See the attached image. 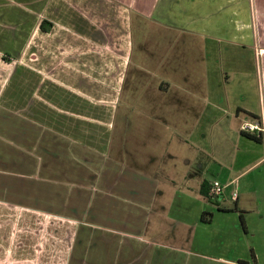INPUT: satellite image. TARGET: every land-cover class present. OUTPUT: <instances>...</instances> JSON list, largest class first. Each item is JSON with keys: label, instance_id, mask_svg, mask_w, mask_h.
Instances as JSON below:
<instances>
[{"label": "crops", "instance_id": "crops-1", "mask_svg": "<svg viewBox=\"0 0 264 264\" xmlns=\"http://www.w3.org/2000/svg\"><path fill=\"white\" fill-rule=\"evenodd\" d=\"M147 26L203 43L193 57L203 58L205 80L190 100L201 105V125L171 142L185 153L181 175L169 148L159 159L131 143L130 134L143 132L111 135L113 111L138 62L134 35ZM50 41L62 62L55 71ZM0 50L11 56L0 57V264H253L252 252L262 264L256 245L250 252L241 246V255L236 249L240 215L246 234L249 213L264 229L262 169L243 182L264 164V132L262 142L242 134L243 124L264 115V0H0ZM166 55L176 57H160ZM131 69L138 80L147 72ZM184 76L189 93L195 80ZM166 80L149 87L165 93ZM50 83L62 101L52 114L44 111ZM163 103L152 106L158 132ZM98 117L104 129H97ZM235 117L240 124L231 129ZM226 122L237 147L219 139L210 150L191 145L195 137L208 143L211 127L223 136ZM211 174L224 186L217 199L200 193ZM203 213L211 214L206 221Z\"/></svg>", "mask_w": 264, "mask_h": 264}, {"label": "rangeland", "instance_id": "rangeland-1", "mask_svg": "<svg viewBox=\"0 0 264 264\" xmlns=\"http://www.w3.org/2000/svg\"><path fill=\"white\" fill-rule=\"evenodd\" d=\"M4 29H6L5 26ZM176 33L177 36L181 38V40L176 41L174 40V38L172 40V37L170 35L164 34L163 32H161L159 28L155 30L154 26L153 27L147 26L146 30L143 27V29L140 32H138L137 35H134L135 36L134 38L136 39V43L134 47L135 48L134 58L135 60L138 59V62L132 63L129 72L128 85L127 88L125 89L126 90L125 95L123 96L119 95L120 98L117 101L118 106L116 110L113 111L114 121L112 122L111 125V130H113V132H111V135L116 140L117 139L116 136L121 135V131H123L124 129H128L129 133L143 132L141 133V135L130 134L131 143L135 146L137 145V142L140 143L143 151L153 155H157L159 159L162 157V154L166 151V149L169 148L170 149L169 152L174 154V158H172L171 161L177 163L175 171L177 175H181L182 172L186 169L185 166L186 160L183 157L185 153H182L180 150L175 148L171 142H172V138L179 135L180 132H186V130H191L190 127L196 129L201 125V105L195 104L191 106L190 100H192L194 97H200L199 94L201 89L197 88L196 85L198 84L197 82L201 83L202 80H205L204 78L205 72L203 75L204 70H202L205 69V67L203 68L202 57H193L195 52L196 53L198 52V54H200L203 44L202 41L199 39H194L193 41H190V39L189 38L187 39L186 36L179 35L180 34L179 32ZM159 36H161L162 38ZM70 37L65 38L63 43L69 41ZM34 43L35 45L40 44L39 41H35ZM46 44L48 45L50 44L46 48L47 49L48 47L50 48L49 52H51V54L53 53V50H55V53L51 55L52 57H50L52 62H54L53 64H55L53 68V70L55 71V68H57L62 63L61 61H57L58 55L60 56V53L56 55L57 50L55 48L56 46L54 47L55 42L50 41L49 43ZM175 45L176 47L174 49ZM3 49L7 51L5 47H3ZM184 49H191L193 53L190 54V57L187 56ZM164 51L168 52V54L170 55L171 53H175L176 57H171V56L169 57V55L160 57L161 53ZM175 51H178L179 53ZM181 51L185 52L186 56L184 57L181 56L180 55ZM0 57L10 59L11 56L10 57L7 56L6 54H4L3 51L0 50ZM21 58L22 57H20V59ZM11 59L16 60V58H11ZM67 59L69 62L70 58L67 57ZM76 63H80V61ZM70 64L72 63H69V65ZM178 64H179L178 68H182V70L173 71V69L176 68V65ZM134 65H139L142 67L146 66L147 72L145 73L144 78L138 80V74H135V72H133V69H131L134 68ZM88 66L91 69L93 65L88 64ZM167 67L171 68L172 71H167L164 69ZM64 72L65 71L63 70L61 71L62 74ZM154 72L156 74L155 76H153ZM161 73L165 74V76ZM54 74L57 73L53 72V76ZM184 75L190 76L191 77L190 80L192 81L195 80L194 89H189V93L187 92L186 89V80ZM253 77L254 76L252 75V81H253L252 84L254 85V81H257V78L255 77V79H253ZM163 78L167 79L170 85V88L165 93L159 92L156 87L154 88L149 87L150 85L157 86V84L161 83L160 81ZM53 79L65 82L63 80V77H54ZM65 80H66L65 83H67L68 79L65 78ZM38 84H41V82L38 81L34 82V91H36V86ZM50 85L52 86V88L49 90L50 93L49 100L51 104H46L44 111H47L48 113L52 114V109L56 108V106L62 101L56 102L58 101V98H56L57 95L54 94L56 89L54 88L53 83H50ZM47 91L48 89L45 92ZM190 91H192L194 95L191 94ZM42 93L43 90L40 91L39 94ZM148 99L150 102H147ZM158 101L164 102L162 105H160V109H159V111L161 112L160 115L161 116L166 115V120H164L161 117L162 119L159 120V123L157 124L158 126H161V128H159L161 129L160 132L157 131L158 130L157 128H154L155 125L151 117L153 114L152 106L155 102ZM25 105H27L26 106L27 108L31 106V103H27L26 94H25ZM193 107L199 110L198 114L196 113L194 114L192 111L189 110L190 108ZM99 108L103 110L105 106L99 105ZM154 112H158V111H154ZM46 118H51V115L47 116ZM49 122L50 121L48 120L43 123L49 124ZM236 123L238 128L240 124V120H236L235 117V120L231 121V129H233ZM214 124L216 123L214 122ZM211 125H213V122H211ZM104 128H105V120L101 117H98L97 129L101 130ZM212 130L213 129L211 127V129L208 131L209 134H207L208 143H206L205 141L197 143L198 138L195 137L194 144L191 143L190 144L193 147L201 149V147H206L209 145L212 146L214 144H217V141L219 139L220 145L224 143L226 144V146L230 145L233 148L237 147L239 141L238 140L235 141L234 136H230L231 133L229 130L228 122H226L223 136L214 135ZM205 150H210V148L206 147ZM169 152L166 153L167 158H170ZM260 169H262V173L260 174V176L264 180V164H263L258 168H256L255 170L248 172L245 175L243 182L251 178L252 174H257L256 172H259ZM217 177L218 174L217 176L213 174L209 176V178L213 180ZM214 204L216 205V203ZM248 219L251 223V231L249 234L250 236L246 234L241 227L242 243L240 246H238L236 251L237 253H240L241 250L242 252H250V247L248 245L250 244L256 245L261 263L264 264V229L262 230V228L257 226L258 216L255 213L252 214L249 213ZM245 245L246 247H248V249H246ZM241 246L244 250L241 249ZM233 251L234 250L231 246H228L227 249H225V253L229 255L230 254L232 255ZM239 255H241V253ZM251 261H253L252 256H251Z\"/></svg>", "mask_w": 264, "mask_h": 264}, {"label": "built area", "instance_id": "built-area-1", "mask_svg": "<svg viewBox=\"0 0 264 264\" xmlns=\"http://www.w3.org/2000/svg\"><path fill=\"white\" fill-rule=\"evenodd\" d=\"M242 130L248 133H253V134H261L264 132V115L261 119H257L256 121L252 122H247L243 124ZM224 193V186L223 184L218 181L214 180L209 189V196L211 199H217L221 197ZM234 198H237V192L233 194Z\"/></svg>", "mask_w": 264, "mask_h": 264}, {"label": "trees", "instance_id": "trees-1", "mask_svg": "<svg viewBox=\"0 0 264 264\" xmlns=\"http://www.w3.org/2000/svg\"><path fill=\"white\" fill-rule=\"evenodd\" d=\"M253 116H254V118H257V116H255V115H253ZM242 134L244 136L254 140V141H257V142H262L263 141L262 135H256V134H253V133H248V132H245L243 130H242ZM209 189H210V185H209L208 181H204L202 183V185H201L200 193H201V195H203L207 199H211L210 196H209ZM205 214H207V215H211V214L210 213H203V217L202 218H203V220L206 221V219L204 217ZM240 217H241V225H242L244 231L246 232L247 228H246V223H245L244 217H243V215H240ZM251 256H252L254 264H257V259H256L255 253L252 252ZM238 263H240V264H249L250 262L247 261V260H239Z\"/></svg>", "mask_w": 264, "mask_h": 264}]
</instances>
